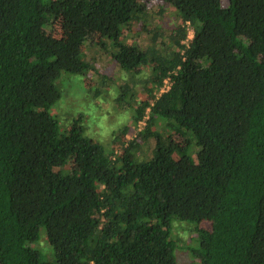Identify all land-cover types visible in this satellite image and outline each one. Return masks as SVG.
Instances as JSON below:
<instances>
[{"label": "trees", "instance_id": "obj_1", "mask_svg": "<svg viewBox=\"0 0 264 264\" xmlns=\"http://www.w3.org/2000/svg\"><path fill=\"white\" fill-rule=\"evenodd\" d=\"M158 1L0 0V264H264V0ZM82 47L127 74L118 153L54 116L64 75L112 97Z\"/></svg>", "mask_w": 264, "mask_h": 264}, {"label": "rangeland", "instance_id": "obj_2", "mask_svg": "<svg viewBox=\"0 0 264 264\" xmlns=\"http://www.w3.org/2000/svg\"><path fill=\"white\" fill-rule=\"evenodd\" d=\"M140 4L149 9V16H151L155 20L156 24L160 26V29L169 28L171 22H179V20H177L176 16H174L173 12L170 9L166 10L167 5L161 4L158 0H140ZM161 8H165L164 13H159V10ZM151 29L152 27L147 28L145 30V33L149 32ZM48 31L54 38L62 37V31L60 23L58 21H54ZM188 33L189 32L187 31V36ZM141 36L143 37L144 33H142ZM140 43H143V41H140ZM80 51L83 57H85L84 59H86V61L89 60L93 70L105 74L106 76H109L112 80H114L113 84L115 86L112 87V84V89H106L110 90L108 92L112 97H103L102 95L100 97H97L93 94L94 84L96 80L98 81V79L94 80L93 77H87L84 79V76L82 75H64L62 76L61 80L65 79V82H62V85H60V87L62 86L61 89H64L63 99H61V103L59 102L60 104L57 107V113L59 114H54V116L61 124L64 121L70 123L68 119H73L72 117H75L78 113L82 114V121L84 123V126L86 127V136L89 138L92 137L94 141H98L100 143L102 141L105 146H108L109 150L118 153L120 149L126 145V142L128 140H131L140 130L139 126L131 127V130L129 132H126L123 129L124 126L129 125V110L131 108L126 107L125 110L120 109L121 107H119V109L114 108V100L116 98V96L114 95L115 89L117 90V87L123 83V80L126 79L127 74L122 73L118 69V67L114 63H112V61H110L111 58L108 51L98 50V52H96V50H88L84 47L80 48ZM106 52L109 53L108 57V53ZM138 74V76H147L148 72L138 71ZM145 77H143L144 80H146ZM137 83L140 84V79L137 80ZM140 85H142V83ZM167 86L168 85L166 84L163 89L166 90ZM143 90V87H141V93L139 95L136 92L137 89L132 88L130 95L133 96V99L131 101L133 104L135 103L136 98L138 99L139 97H146V94ZM173 139L174 143L177 146L184 145V142L180 137H176ZM176 227L178 226L176 225ZM200 228L208 230L209 225L207 223H202L200 225ZM42 234L43 232H41V235ZM174 235L179 239L180 247L189 243L191 244L190 237L194 238V235L190 233L189 230H183L180 228L174 231ZM177 260L178 264H189L191 262V258L188 255V252L180 250H178L177 252Z\"/></svg>", "mask_w": 264, "mask_h": 264}, {"label": "built area", "instance_id": "obj_3", "mask_svg": "<svg viewBox=\"0 0 264 264\" xmlns=\"http://www.w3.org/2000/svg\"><path fill=\"white\" fill-rule=\"evenodd\" d=\"M188 36H187V41H190L192 39V35H193V31L189 28L188 29ZM165 84H167V81L164 82ZM164 89L160 90V93L163 92Z\"/></svg>", "mask_w": 264, "mask_h": 264}]
</instances>
